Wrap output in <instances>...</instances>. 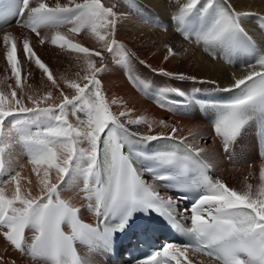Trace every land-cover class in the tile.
Instances as JSON below:
<instances>
[{"label":"snow or ice","instance_id":"obj_1","mask_svg":"<svg viewBox=\"0 0 264 264\" xmlns=\"http://www.w3.org/2000/svg\"><path fill=\"white\" fill-rule=\"evenodd\" d=\"M30 4L31 0H11L7 11L0 12V19L17 15L24 17L27 12L23 26L37 36L41 27L59 29L72 25L69 31L77 34L87 28L109 53L119 54L125 61L131 56L114 38L119 16L115 10L116 3L105 6L102 0H68L67 4L57 2L49 6L44 0H37L34 6ZM254 15L257 14L237 11L228 0H186L173 16L176 31L185 39L194 38L197 43L202 42L204 50L214 57L217 53L230 57H254L253 62L242 65L245 74L222 89L234 92L233 98L214 106V132L221 138L226 153L250 119L255 115L264 118V48L257 46L244 27V18ZM258 19L264 28V16ZM3 42L6 46L10 44L6 51L7 63L15 77L16 88H22L16 40L11 34H6ZM51 43L84 54L85 71L88 73L84 79L88 83L82 86L68 82L67 87L73 89L74 94L69 96L61 90V102L47 107L40 105L51 99V92L36 99L29 95L33 106L28 107L17 97L15 89L8 94L0 91V143H7L13 132L18 134L40 184L39 196L32 197L30 189L25 194L17 172L7 181L15 184L11 195L0 186V226L6 229L4 238L17 250L30 255L35 264H89L78 255L77 241L90 248H107L114 234L125 230L134 213L154 211L166 217L186 237V242L168 243L137 264H192L188 257L190 250L207 255L216 264H264V184L256 193L251 185L247 191H236L220 180H213L208 174L210 165L200 156L203 149H193L182 140L174 141L170 149L157 154V167L145 170L153 172L157 180L187 184L199 192L190 209L182 210L191 214L188 217L190 227H185L176 219L179 210L175 202L171 198L165 199L154 186L148 185L134 166L131 151L127 155L123 151L134 137L141 141H173V136H139L121 122L120 117L127 116V112H120L117 116L111 111L97 77L102 69L87 59L90 56L102 58L100 51L82 47L59 31L51 37ZM167 48L169 54L175 55L170 45ZM23 51L29 60L34 59L47 79L59 87L51 70L36 55L27 39L23 41ZM160 72L166 76L174 75L163 69ZM178 75L181 79L195 80V77H186L182 73ZM168 91L171 90L160 89L159 95ZM70 111L73 114L84 113L86 120L74 127L68 120ZM9 117L12 119L6 130L5 120ZM141 121L143 118L128 120V123L139 124ZM175 131L173 128V134ZM85 142L88 147H80ZM229 155L231 158V153ZM164 167H170L171 173L164 174L158 170ZM5 170L4 152L0 149V171ZM53 170L56 183L51 180ZM189 172L193 175L183 180L182 177ZM65 177L71 180L82 178V191L89 201L88 208L98 221L102 218L103 229L99 223L95 227L84 223L79 217L80 209L61 199L60 185ZM260 179L264 181V168ZM109 220L116 222L109 224ZM65 224L70 227V232L64 231L62 226ZM27 229L33 233L30 241L25 236Z\"/></svg>","mask_w":264,"mask_h":264},{"label":"bare ground","instance_id":"obj_2","mask_svg":"<svg viewBox=\"0 0 264 264\" xmlns=\"http://www.w3.org/2000/svg\"><path fill=\"white\" fill-rule=\"evenodd\" d=\"M36 2L37 0H31L30 6H34ZM44 2L48 3L49 6H54L57 2L62 5L67 4L68 0H44ZM76 2H82V0H76ZM183 2H186V0H180V3H177V0H102L105 6H109L112 3L117 5L115 10L119 13V16L114 38L118 45H123L125 50L131 53L127 61L119 54L113 55L109 53L87 28L82 29L77 34L69 31L72 25H64L59 29L41 27L38 30L40 32L39 36L34 32L18 27L1 31L0 79H5L11 70L6 59V51L10 44L7 46L4 44V35L11 34L15 38L18 60L22 61V66L28 69L34 68V64L31 60L24 61L23 41L25 39L29 40L30 44L45 45L38 50L47 62L58 63L65 59H72L71 57H84L83 54L70 52L66 49L61 51L63 56H56L53 53V45L50 42L56 31L65 36H71L74 40L81 43L83 47L102 53V58L90 56L87 59L94 62L97 68L102 69L97 73V77L101 82L103 93L111 111L117 116H119L120 112L128 113L127 116L120 117L125 127L142 136H173L174 140H182L184 144L190 145L193 149H203L200 156L210 165L215 180H220L228 187L239 192L247 191L248 186L251 185L252 191L256 193L261 184H264V181L260 179L264 163L258 162L254 154H250L245 161L239 164L226 163L224 156L221 154L220 145L211 134L210 127L204 123L194 110L188 116L179 115L165 109V107L161 106L163 104L161 100L149 97L144 92L145 85L169 89L183 94L195 89L201 91H209L215 88L224 89L231 86L235 78L245 74L243 67H230L221 60L220 56L223 54L217 53L214 57L204 50L202 42L193 41L189 43L178 35L173 24L175 22L173 16L177 14ZM228 2L237 11H248L257 14L244 18V27L248 34L254 38L257 46L264 48V28H261L258 19L259 16H264V0H228ZM42 38L44 40L43 43H41ZM169 45L175 55L169 54L167 48ZM55 58L58 61H55ZM129 66L131 72L141 75V78L144 77L143 82L145 83H141L142 87L136 85L137 87L135 88L137 89H133L130 87L132 85L129 86V81L127 83L126 80H123V83L117 86L115 79L118 82L121 81L118 79H125L123 71ZM161 69L174 75H163L160 72ZM181 73L186 77H195V80L190 78L181 79L178 75ZM87 74L85 71L80 78L82 86L88 83L84 79ZM161 79H164V81ZM64 94L71 96L74 94V90ZM61 99V96H59L52 100L50 99L51 102L49 100L42 103L40 106L58 105ZM23 103L28 107L33 106L32 102L28 100H24ZM46 103L50 105H45ZM139 114L146 115L145 120L139 124L128 123V120H139ZM11 119L9 117L5 120L6 130L7 127H10L9 121ZM68 120L74 127L80 126V121L86 120V115L73 114L70 111ZM173 128L176 129L174 134L172 132ZM132 141L147 142L141 141L138 137H134ZM0 147L4 152L6 164V170L0 174V181L2 182L1 186L6 189V194L11 195L14 192L15 184L7 183V181L10 176L18 172L21 177L22 191L26 194L30 189L32 197L39 196L40 184L38 183V178L33 171V165L29 162V157L25 155L18 134L13 132L11 139L7 143H0ZM80 147L87 148L88 144L85 142ZM250 162H252V168L248 166ZM41 172H43V169H41ZM51 180L52 183L57 182L54 170L51 174ZM149 183L156 190L158 189L156 183L151 181ZM83 187L81 177H76L74 180L65 177L64 183L60 185L62 189L61 197L78 207L82 215L87 216ZM161 196L165 199L171 198L175 202L176 209L179 210L177 214H180L181 218L186 217L179 206L181 201L167 194H161ZM12 258H14V262L11 261ZM87 260L90 264H106L96 255L87 256ZM192 260L194 264H216V261H206L202 257L195 255H192ZM0 264H35V262L26 253H20L12 249L3 240V236L0 233Z\"/></svg>","mask_w":264,"mask_h":264},{"label":"rangeland","instance_id":"obj_3","mask_svg":"<svg viewBox=\"0 0 264 264\" xmlns=\"http://www.w3.org/2000/svg\"><path fill=\"white\" fill-rule=\"evenodd\" d=\"M66 37L68 39H70L72 42L78 43L81 45V43L74 40L71 36H66ZM30 46L32 47V49L36 53V55L39 56V58L42 60V62H44L49 67V69L51 70L53 77L56 80V83H57V85H59V87L54 86L52 84V82L47 79V75L44 74L42 72V70L36 66L34 59H31V61L34 64V68H32V69H28V68H25L24 66H22V63H21L22 61L19 60V67L21 69V74H22L21 75V84L23 87L22 88H16L15 77L12 75V71L10 70L9 74L6 76L5 79H0V91H3L6 94H8V93H10V91L12 89H15L17 91V97L21 98L23 101L24 100L30 101L28 99L29 95H31L34 99H36V98H43L49 92H51V94H52L51 100H52L53 98L60 96L61 90H63L64 93H68L69 91L73 90V89H69L67 87L68 82L80 83V81H81L80 78L86 69V66L84 63L86 58H85L83 53H80V54H83V56H84L83 58L82 57H78V58L71 57L72 59H65V60H62L61 62H58V63H49L44 58V56L41 54V52L38 50L39 48H42L45 45L30 44ZM52 49H53V53L56 54V56H63V54L61 52L63 49H66L70 52H73L67 48L62 49L56 45H53ZM45 52H46V50H45ZM74 53L78 54V52H74ZM25 60L30 61L26 55L24 57V61ZM55 61H58V59L55 58ZM125 70L123 71L125 79H118L119 81L121 80L120 82H118L117 79H115L116 84H118L117 86L121 85L123 83V80H126V82L129 81V86L132 85L130 87L133 89H137L135 87H137V86L140 87L141 83H145V82H143L144 77L141 78L142 77L141 75H138V74L130 71V66H129V68L126 67ZM125 73H126V75L129 73L130 75L128 74L127 77H125L126 76ZM78 79H79V81H78ZM132 79H133V81L131 82ZM161 80L164 81V79H161ZM9 85L11 86V88L9 87ZM51 100H50V102H51ZM47 104L50 105L49 103H46L45 105H47ZM76 114H79L82 116L85 115L82 112H76ZM145 116L146 115H144V114H139L138 119L141 120V118H143V120H145V118H146ZM139 136H142V135L139 134ZM252 167L253 166H250V168H252Z\"/></svg>","mask_w":264,"mask_h":264}]
</instances>
